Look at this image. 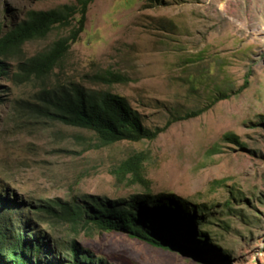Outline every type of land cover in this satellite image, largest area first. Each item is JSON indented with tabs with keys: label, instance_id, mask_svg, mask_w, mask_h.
I'll use <instances>...</instances> for the list:
<instances>
[{
	"label": "rangeland",
	"instance_id": "374dc122",
	"mask_svg": "<svg viewBox=\"0 0 264 264\" xmlns=\"http://www.w3.org/2000/svg\"><path fill=\"white\" fill-rule=\"evenodd\" d=\"M76 3L0 0V35L28 9ZM69 32L55 27L7 61L9 75L0 79V193L7 187L11 198L14 192L23 200L65 201L175 193L209 211L195 222L192 215L177 220L170 236L184 246L195 231L210 262L120 232L47 227L57 243L73 238L104 264H264V0H92L83 30L52 73L43 82L15 77L18 62ZM249 69L247 87L237 92ZM104 72L116 81L90 78ZM69 80L124 96L148 128L227 97L153 140L99 146L89 129L29 113L41 85ZM135 152L145 156L146 183L117 180L115 167Z\"/></svg>",
	"mask_w": 264,
	"mask_h": 264
},
{
	"label": "trees",
	"instance_id": "16d2710c",
	"mask_svg": "<svg viewBox=\"0 0 264 264\" xmlns=\"http://www.w3.org/2000/svg\"><path fill=\"white\" fill-rule=\"evenodd\" d=\"M91 1L77 0L76 5H62L45 11L26 10L22 19L12 22L0 35V79L9 75L7 61L13 53L21 52L25 42L43 38L55 27H68L70 32L67 36L59 37L47 50L16 64L18 70L13 72L15 77L21 81L43 82L58 66L70 45L78 39ZM75 15L79 18L73 23ZM250 73L251 69L245 73L237 92L247 87ZM90 78L107 83L116 81L109 72L94 74ZM226 97L217 96L204 108L168 119L164 125L155 128L143 124L141 114L124 96L89 89L74 80L56 81L51 86L41 85L33 93L28 109L33 116H48L66 125L89 129L96 135L99 146H103L122 140H153L173 122L196 117ZM230 136L228 134L227 139ZM231 137L230 141L237 142L235 136ZM144 160L142 152L130 154L115 167V178H128L131 183H146L142 172ZM1 190L0 264L105 263L73 238L64 244L57 243L47 223L66 224L71 234H78L83 229L88 233L120 232L154 246L174 247L210 262L211 257L205 253L207 251L197 248L195 244L204 240L195 231L187 236L184 246L170 236L177 220L192 215L195 222V217L209 211L175 193L145 191L118 199L83 194L65 201L60 198L23 200L14 192L11 198L7 187ZM211 248H208L211 250L209 252H221L219 248Z\"/></svg>",
	"mask_w": 264,
	"mask_h": 264
},
{
	"label": "bare ground",
	"instance_id": "6f19581e",
	"mask_svg": "<svg viewBox=\"0 0 264 264\" xmlns=\"http://www.w3.org/2000/svg\"><path fill=\"white\" fill-rule=\"evenodd\" d=\"M9 40V39H8ZM8 45V44H7Z\"/></svg>",
	"mask_w": 264,
	"mask_h": 264
}]
</instances>
